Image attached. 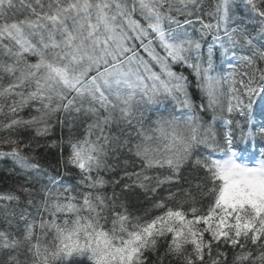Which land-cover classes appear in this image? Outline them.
<instances>
[{
  "label": "snow or ice",
  "instance_id": "obj_1",
  "mask_svg": "<svg viewBox=\"0 0 264 264\" xmlns=\"http://www.w3.org/2000/svg\"><path fill=\"white\" fill-rule=\"evenodd\" d=\"M216 45L245 68L229 74L226 109L244 115L264 101V0H0V149H10L0 158L24 177L16 192L0 193V264H264V152L245 158L232 131L223 146L218 139L224 78L213 75ZM192 87L206 105L194 102ZM137 97L171 98L187 114L157 120L155 137L139 129L133 142L122 125ZM25 109L35 114L25 118ZM200 110L212 112L211 122ZM235 123L241 138L254 136ZM55 124L69 135L48 146L60 149L58 165L76 170L74 184L23 151ZM29 130L35 137L23 143ZM125 154L134 159L121 167ZM189 167L203 175L190 178ZM141 199L150 207L137 214Z\"/></svg>",
  "mask_w": 264,
  "mask_h": 264
},
{
  "label": "trees",
  "instance_id": "obj_2",
  "mask_svg": "<svg viewBox=\"0 0 264 264\" xmlns=\"http://www.w3.org/2000/svg\"><path fill=\"white\" fill-rule=\"evenodd\" d=\"M212 0H208V6H210ZM237 5L241 4V0H236ZM244 11H247L246 9ZM22 14L19 18H23ZM237 15H243L239 9H237ZM254 30L259 28V25L252 21L249 25ZM199 24H195L190 31H193L195 36L199 35ZM259 39V38H257ZM212 43L211 34L205 37L204 39V48L203 51L206 53L207 45ZM144 55L143 53H141ZM243 54H250L245 51ZM214 71L213 75H219L223 77V91L224 95L221 97V104L224 107V111L217 110V120L214 124V130L217 133L218 139L220 140L221 145L224 144V134L232 131L234 146L237 147V151L261 154L264 152V137L259 135V130L264 128V101H261L259 98L256 99L253 104V108L250 112H246L244 115H241L238 111H234L233 113L227 112V105L231 96L228 84L229 74L236 71L237 73L245 70L244 66L238 61L236 57H233L231 53L225 55L222 49L219 48V45H216L214 49ZM259 66L264 67V62L258 61ZM235 65V69L233 68ZM173 70L179 73H183L185 77L189 79L190 82L195 80V75L191 68L184 64H176L173 66ZM239 79V76H237ZM7 82L6 80L4 81ZM237 87H240L237 85ZM190 92L194 93L193 100L196 104L204 103L207 104V98L201 92L199 88L192 87L190 88ZM138 103L134 104L133 111L131 116L129 117L130 124L122 125L125 130L131 134L133 137V142L141 139L137 133L139 129H143L145 134L158 136L159 134L154 130L157 128L156 121L161 118H170V115H182L187 114V110L181 108L177 102L171 98L162 100L158 103L147 102L146 100H140L137 97ZM31 109H25L22 115L27 118L29 115H33ZM199 114L204 118L205 121L211 122L212 120V112L200 110ZM227 120H232L233 124L228 125L226 123ZM236 121L240 122V125L243 127L244 133L249 131V128L254 133L253 137L241 138L240 128L236 126ZM54 123V122H53ZM84 125L78 124L72 128V133L74 135H80L84 132ZM115 131V128H113ZM65 140H67L69 135V129L67 127L62 128L59 124H55V127L52 129L51 133L47 137L36 138L32 143L31 147H25L23 149L24 154L34 157L32 160L33 163H37L41 166L42 169L46 170L52 176H63L65 183H76L77 179H79L78 173L75 169L71 167H62L57 164V160L60 158V149L49 147L51 141L59 140L61 134ZM118 134V133H117ZM7 135L6 132H0V138H3ZM23 143H27L29 140H33L35 137V133L31 130L23 132ZM39 145V146H37ZM4 151H8L9 146L5 145L2 149ZM68 154L67 146H65L64 156L66 157ZM129 160L130 162L134 159L130 154H125L121 156V167L123 166V160ZM111 162V161H110ZM139 164V161H136ZM20 168L14 163V161L10 157L0 158V193L7 192H16L18 186L24 185V177L20 174ZM70 174V175H69ZM114 175V174H113ZM185 175H188L190 178L195 179L198 175H203L202 172H197L193 170L191 167L187 168L185 171ZM176 186L173 185V188ZM106 191L110 194L112 189L109 187ZM119 191V189H117ZM21 195V204L20 208L26 207V197L22 193H17ZM166 194V193H164ZM5 203L4 201H0V204ZM16 205L13 202H10L8 205L9 210L15 208ZM150 207V203L141 199L138 203H136L132 210L137 214H142L143 211ZM32 209L29 208V211ZM5 209L0 208V230L4 229L7 225L5 223L4 216ZM6 254H0V259H3ZM23 259V256H21ZM229 259H231V253L229 255ZM82 264H91L86 258L82 260Z\"/></svg>",
  "mask_w": 264,
  "mask_h": 264
}]
</instances>
